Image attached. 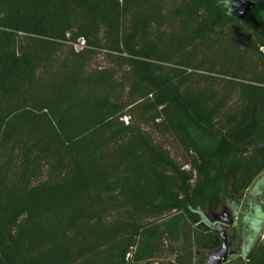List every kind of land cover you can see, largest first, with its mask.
Returning <instances> with one entry per match:
<instances>
[{"label": "trees", "instance_id": "1", "mask_svg": "<svg viewBox=\"0 0 264 264\" xmlns=\"http://www.w3.org/2000/svg\"><path fill=\"white\" fill-rule=\"evenodd\" d=\"M226 1L0 0V264H206L241 203L264 264V0Z\"/></svg>", "mask_w": 264, "mask_h": 264}, {"label": "water", "instance_id": "2", "mask_svg": "<svg viewBox=\"0 0 264 264\" xmlns=\"http://www.w3.org/2000/svg\"><path fill=\"white\" fill-rule=\"evenodd\" d=\"M226 6L229 8L231 16L242 20L254 9L255 2L253 0H227ZM237 212L235 209L232 218H229L225 207L220 212H210L209 214L197 212L199 216L197 226L213 229L221 240L218 248L207 253L206 264H225L237 256V252L230 248V240L226 230L229 225L234 223Z\"/></svg>", "mask_w": 264, "mask_h": 264}, {"label": "rangeland", "instance_id": "3", "mask_svg": "<svg viewBox=\"0 0 264 264\" xmlns=\"http://www.w3.org/2000/svg\"><path fill=\"white\" fill-rule=\"evenodd\" d=\"M235 41H238L239 44L243 45V43L240 40L235 39ZM230 43H233V41L230 40V39H227V40L223 41L221 44H222V46H228V44H230ZM201 49H202V53H200V56H198V58L192 60L194 63H197L202 58L207 59L208 62H210V61H219V62H217V64H220V63L224 62L223 60H220L221 58L217 57V55L215 53H212L211 51L206 50L205 47H203ZM243 51H245V54H244L245 55V59H247L249 62H250L249 59H259V57H257L256 54H253L250 51L246 52L245 49ZM261 51L264 52V48H261ZM175 58L176 59H181V58H183V56L182 55H178ZM261 177L262 176L258 177V179H260ZM227 231H228V234L231 236L233 234L234 229L233 228L232 229H228L227 228ZM261 239H264V232L261 235ZM239 240H240V237H237L234 240V246H233L234 250H236V248H237L236 246H237V243H238Z\"/></svg>", "mask_w": 264, "mask_h": 264}, {"label": "flooded vegetation", "instance_id": "4", "mask_svg": "<svg viewBox=\"0 0 264 264\" xmlns=\"http://www.w3.org/2000/svg\"><path fill=\"white\" fill-rule=\"evenodd\" d=\"M257 192L262 195L261 196L262 198H264V190H262V191L259 190ZM261 197H255L254 198L255 200L252 201V202L259 203V204L262 205V207H264V203H263V200H261ZM242 205H243V203H241L240 206L237 208V211H238L237 212V217L235 218L234 223L227 227L228 229H232V228L236 229L237 228L238 215L240 216L242 214V207H243ZM225 208H226V213L229 215V218H232L235 208L229 207V206H225ZM230 248H233V246H230Z\"/></svg>", "mask_w": 264, "mask_h": 264}, {"label": "built area", "instance_id": "5", "mask_svg": "<svg viewBox=\"0 0 264 264\" xmlns=\"http://www.w3.org/2000/svg\"><path fill=\"white\" fill-rule=\"evenodd\" d=\"M83 45H84V41L81 39V40H79V43L75 45V48L80 49V48H82Z\"/></svg>", "mask_w": 264, "mask_h": 264}]
</instances>
